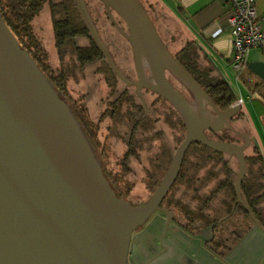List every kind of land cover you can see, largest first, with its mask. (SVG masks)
<instances>
[{
  "label": "water",
  "instance_id": "water-1",
  "mask_svg": "<svg viewBox=\"0 0 264 264\" xmlns=\"http://www.w3.org/2000/svg\"><path fill=\"white\" fill-rule=\"evenodd\" d=\"M91 35L109 64L128 84L93 26L83 0H74ZM111 17L114 11L126 24L123 33L132 46L139 82L165 98L179 113L186 134L153 194L132 204L118 197L95 159L74 116L46 81L29 53L22 49L0 13V264H131V235L160 206L174 185L187 149L199 142L214 151L235 153L239 164L234 183L254 225L264 232L254 211L241 197L246 174L243 144L208 140L203 129L229 125L240 104L219 111L203 88L177 61L160 39L140 0H99ZM144 67L148 70L144 71ZM246 67L264 80V62ZM168 71L191 94L192 101L168 80ZM130 84V83H129ZM139 84L136 91L139 93ZM201 96L219 117L218 127L199 119L192 106ZM141 97V96H140ZM264 108V101L255 98ZM97 153V152H96ZM123 196V195H122ZM165 227V228H166Z\"/></svg>",
  "mask_w": 264,
  "mask_h": 264
},
{
  "label": "rangeland",
  "instance_id": "rangeland-1",
  "mask_svg": "<svg viewBox=\"0 0 264 264\" xmlns=\"http://www.w3.org/2000/svg\"><path fill=\"white\" fill-rule=\"evenodd\" d=\"M52 1L59 2V0ZM83 1L91 22L113 62L125 77L138 82L139 77L135 67L132 46L124 35L128 33L125 23L116 13L111 11L113 21L123 34L112 22L107 9L101 2L98 0ZM59 9V6L54 7V11L57 13L56 16H59ZM165 10L164 6L157 8L158 17L155 18L154 27L157 29L159 36L160 34L162 35L163 38L160 37L161 40H168L167 34L163 32L169 31L170 33L172 32L170 41H175V34H179L180 30L174 19ZM83 21L85 22L84 19ZM51 26V12L49 6L46 5L31 22L33 33L40 40L43 48L41 57L44 58V62L50 68V72L58 74L60 70H64L65 72L70 71L69 75L74 76L76 74L75 78L73 77V81L68 82V92L73 98L78 99L75 102L78 108L85 104L86 98L89 99V102L86 103L89 106L87 107V116L95 124L96 137L100 144L104 146L103 154L99 155V157L102 162H105L111 175L119 174V187L117 189L123 195V198L129 200L132 204L146 201L152 193L154 183L161 180L166 167L170 163L171 155L186 134L177 114L166 102L158 99L155 94L144 90L142 87L139 88V95L136 91L137 85L126 84L113 69L112 65L106 62L107 58L105 55L102 60L103 64L100 61V63L98 62L84 71L81 70L77 74L78 69L77 67L74 68L70 55H64L62 59L58 57L52 40ZM228 60L227 58L218 60L216 62L217 69L221 78L225 79L232 91H234L233 94L235 93L238 99H242L243 112L253 124L255 140L247 128L246 121L241 113H237V117H235L231 126L239 130V132H245L248 136H251L246 153L262 156V162L258 160L248 161L246 173H248L254 187L258 188V192L262 196V199L255 206L264 220V131L260 129L254 115L255 111H260L262 106L256 101L246 98L240 82L244 80V73H242V70H234ZM99 66L103 71H107L108 83L104 82V80L101 81V79L98 80L97 74H93L95 68ZM109 67L112 69V74L109 71ZM166 73L170 82L181 91L187 100L191 101L192 96L188 90L169 72ZM86 91L88 94L84 98L82 95ZM120 92L125 94L121 98L122 104L115 115L112 117L105 114L100 115V110L104 106H108L109 100L115 99ZM80 100L82 103L78 102ZM126 112H130L134 117L140 116L144 118L143 121L139 122V126L133 136L135 154L128 156L125 155L127 147L125 140L128 139L127 133L129 130ZM164 114L169 116L167 125L163 121ZM232 135L239 137L235 134ZM93 139L95 150L98 152L99 146L94 137ZM208 152L198 145L190 147L186 153L185 167L182 174L176 184L170 189L163 206L170 208L172 214H175V217L180 222H190L188 218L191 217L192 223L190 226L183 228L171 221L166 227V218L163 213L160 211L153 212L143 224L132 232L128 252V260L131 264H226L225 261L231 262V256L228 257L226 255L224 259L214 257L206 249L205 241L210 239L213 232L211 229L206 230L205 227H202L203 222L200 219V213L207 215L208 220L218 219L217 224L220 223V225L214 233L216 242L220 244H231L240 235H242L240 239H264L261 233H257L260 235L257 237L246 231L250 227L251 230L254 229L250 215H247L237 205L235 192L231 197L228 193V186L223 185L220 187L223 179L227 178L234 188L239 169L238 160L235 158L229 159L228 164L232 172L228 174L223 160H219L215 155H208ZM223 158L225 159L227 156L225 155ZM233 188L232 190L234 191ZM176 202H180L181 207L183 206L186 209L181 211L180 206ZM239 204L243 207L241 203ZM210 244L213 245L212 243ZM261 245H264V243H261ZM245 247H241L240 250ZM261 249L262 247L260 246L257 248V256L254 259H260ZM220 250H225V248H220ZM233 256H237L236 251H234ZM250 261L252 260L244 259L238 264H248ZM251 263L254 264L253 261Z\"/></svg>",
  "mask_w": 264,
  "mask_h": 264
},
{
  "label": "trees",
  "instance_id": "trees-1",
  "mask_svg": "<svg viewBox=\"0 0 264 264\" xmlns=\"http://www.w3.org/2000/svg\"><path fill=\"white\" fill-rule=\"evenodd\" d=\"M140 2L145 8L149 19L154 25L155 18L158 17L157 8H161V7H159L158 5L154 3H150L147 1L140 0ZM46 5L49 6L50 12H51L52 40L54 43V47L57 51L58 57L62 59L64 55H67V54L70 55L71 62L74 64L73 65L74 68L77 67L78 69V72H76L77 74L81 72V70L84 71L87 68H90V66H93L98 62L100 63V61L103 64L102 62V60L104 59L103 51L99 47V45L96 43L94 38L90 35L88 27L83 21L80 15V12L74 6L75 5L74 0H67V1L59 0V2H54L52 0H0V13L6 25L16 37L20 47L29 53L32 60L36 63L41 74L44 76L46 81L51 85L54 91L59 95V97L64 101V103L66 104V106L68 107L72 115L74 116L81 132L83 133L85 139L87 140L93 152L95 159L97 160L99 166L101 167V170L105 178L107 179L108 183L114 190L115 194L118 197L123 198V196L117 189V187H119L118 186L119 174L116 173V174L111 175L107 170L108 168L105 165V162H102L101 158L99 157V155L103 154L104 146L103 144H100L99 140L96 137L95 124H93L92 119H90L87 116L88 115L87 107L89 106L86 103L89 102V99L86 98L85 104L79 106L78 108V106L75 105V102L78 99L73 98L72 95L69 94L68 92V88H67L68 82L73 81V77L75 78L76 74L72 76V75H69L70 71L65 72L64 70H60L58 74H55L56 72H52V71L51 73L49 70L50 68L44 62V58L41 57L43 48L41 46L40 40L37 39V37L33 33V30L31 28V22L40 13L43 7ZM56 6L60 7L59 12H58L59 16H56L57 13H55L54 11V7ZM164 14L168 16L165 12ZM171 34L172 32L169 33L168 36L171 37ZM160 37L163 38L161 34H160ZM162 41L167 46L168 50L172 53V55L177 59V61L187 70L188 73H190V75L193 76V78L197 81V83L205 90L207 89L206 92L208 93L209 97L211 98V101L215 104V106L217 107L219 111L225 110L237 100L235 95L233 94L232 89L228 85V83L224 79H222L217 72L211 69L212 66H210V64L206 65V63L203 62L202 58L204 56L202 57L201 55H199L196 46H194L191 42L189 43L186 42L176 52L173 47L174 41H170V38L167 41L162 39ZM106 65L108 64L106 63ZM109 71L112 74V69L110 67H109ZM93 74H97L98 80L101 79V81L104 80V82L106 83L109 82L107 71L106 70L103 71V69L100 66L95 68ZM70 86H71V83H70ZM148 91L155 94L158 99L166 102L173 109V111L177 114L182 124V128L185 129V124L182 120V117L177 112V110L165 98L160 96L158 93L152 91L151 89L150 90L148 89ZM87 94L88 92L86 91L82 96L85 98L87 97ZM124 94H125L124 92H120L115 97V99H112L111 101L109 100L108 106H104V108L101 107L102 109L100 110V115L105 114V115H109L110 117L114 116L117 110L119 109L120 105L122 104L121 98L124 97L123 96ZM78 102L82 103L81 100ZM139 111H140V108H139ZM234 117H237V114ZM143 119L144 118L140 116L134 117L130 112H126V120L128 121V124H129V130L127 133L128 139L125 140V144L127 146L126 153H125L126 156L135 154V150L133 149V147H135L133 136H134L136 129L139 126V122L143 121ZM163 119H164L163 121L166 122L165 124L167 125V122L169 119L168 114H164ZM93 137L95 138L96 143L99 146V151L97 153L95 150V144H94ZM193 145L195 146L198 145L205 151H209L208 155H211V156L215 155L217 156L219 160H223V164L226 167L228 174L232 172L231 168L229 167L228 162H229V159H232V158H235L237 160L235 156H233L232 154L230 155L224 151H214L211 148L204 146L203 144L199 142H194L190 147H192ZM225 155L227 156V158L224 159L223 157H225ZM245 159H246V164L248 163V161L253 162L254 160H258L262 162L263 160L262 156L250 155L249 153H246V150H245ZM185 161H186V154L184 156L182 166L180 168L176 181L179 179L180 175L182 174V171L185 167ZM168 166L166 167V170ZM176 181L174 184H176ZM159 182L154 183V187L152 189V193L150 194V196L153 194V192L157 188ZM231 184L229 182V179L225 178V180L223 179V181L221 182L220 187H222L223 185L228 186L229 187L228 193L232 197V195L235 194L234 193L235 191L232 190L233 187L231 186ZM168 193L164 197L160 206L165 205L164 202L168 197ZM241 193H242V197L244 196L243 198L244 201L251 207L258 221L264 226V220L261 218L255 206L262 199V196L261 194H259L258 188L254 187L253 183L251 182V179L248 176V173L245 174L241 182ZM176 204L180 206L181 211L186 209L183 206L181 207L180 202H176ZM237 205H239L240 208L248 215L244 207H242L239 203H237ZM168 209L169 211H172L170 208ZM207 217H208L207 215L200 213V219L203 222L202 227H205L206 230L211 229V231L214 233V231L220 225V223L217 224V221H218L217 218L208 220ZM173 219L175 223L179 224L183 228L189 227L190 224L192 223L191 217L188 218L190 222H186V223L180 222L175 217V214L173 215ZM212 242L213 243L216 242L215 235H213L212 237Z\"/></svg>",
  "mask_w": 264,
  "mask_h": 264
},
{
  "label": "crops",
  "instance_id": "crops-1",
  "mask_svg": "<svg viewBox=\"0 0 264 264\" xmlns=\"http://www.w3.org/2000/svg\"><path fill=\"white\" fill-rule=\"evenodd\" d=\"M144 1L154 3L159 7L164 6V8L166 9L165 11L174 19L177 27L180 30L179 34H175V41L173 42V47L176 52L183 46V44H185L186 42H191L194 46H196L199 55H201L202 57L204 56L202 58L203 62L206 63V65L210 64V66H212L211 69L217 72L219 75L220 73L218 72L216 64L218 60H224L225 58H227V60L229 59V64H231V36L229 33V28L225 22V19L230 12V6L226 2V0ZM255 3L258 15L260 17H264V0H255ZM262 27L264 28V21L262 22ZM217 28L221 29L219 33L216 35H212V33ZM168 32L169 31H164L163 33L167 34V38L169 39L170 37L168 35L170 32ZM251 61L264 62V49L250 50L246 57V65ZM242 73H244V80L240 82L242 83L243 93L245 94L246 98H250L251 100L256 101L260 104V102H258L255 98L258 97L264 101V80L251 72L247 67H244L242 69ZM235 97L236 99H238L236 95ZM237 113L242 114L246 121L247 128L253 135V138H255L253 124L250 122V120L247 119V116L244 114L242 107ZM254 115L259 123L260 129L264 131L263 106L261 107L260 111L256 110ZM252 227L256 230H251L250 227L247 228L246 231L252 233L257 237L260 236L257 233H261L264 236V232L258 229L254 225V223L252 224ZM240 238H242V235L238 236L235 242L231 244H220L219 242L213 243L212 240L210 241V239H207L205 241V246L206 249L214 257L224 259L226 255H228V257L231 256V262L229 261V263L228 261H225L226 264H238V262H241L244 259L248 261L252 260L254 264H264V245H261V243H264V239L254 238L251 240H246ZM210 243H212L213 245H211ZM246 244L247 246L245 247ZM243 246L245 248L243 250H240V248H243ZM259 246L262 247L260 259H254L257 256V248ZM220 248H225V250H220ZM234 251H236L237 253L236 257L233 256ZM252 261H250L248 264H252Z\"/></svg>",
  "mask_w": 264,
  "mask_h": 264
},
{
  "label": "built area",
  "instance_id": "built-area-1",
  "mask_svg": "<svg viewBox=\"0 0 264 264\" xmlns=\"http://www.w3.org/2000/svg\"><path fill=\"white\" fill-rule=\"evenodd\" d=\"M230 6L229 15L225 22L231 36V58L230 63L234 70L240 71L246 67V57L252 49H264V28L256 10L255 0H226ZM217 28L212 35L219 33ZM240 104L242 100L237 99L232 105Z\"/></svg>",
  "mask_w": 264,
  "mask_h": 264
},
{
  "label": "flooded vegetation",
  "instance_id": "flooded-vegetation-1",
  "mask_svg": "<svg viewBox=\"0 0 264 264\" xmlns=\"http://www.w3.org/2000/svg\"><path fill=\"white\" fill-rule=\"evenodd\" d=\"M76 4V3H75ZM76 7V5H74ZM77 8V7H76ZM79 11V10H78ZM122 20V19H121ZM123 21V20H122ZM124 22V21H123ZM126 25V24H125ZM100 47V46H99ZM101 48V47H100ZM144 71L146 72L147 71V74L148 75V70L146 67H144ZM167 76V75H166ZM168 78V76H167ZM169 80V79H168ZM170 81V80H169ZM149 82V79L148 78H143L142 81H138L137 85L139 84L140 88L142 87L144 90H147L148 91V87H145V85L143 84H146ZM131 85L134 84L132 82H129ZM128 83V84H129ZM173 84V83H172ZM174 85V84H173ZM126 89V88H125ZM124 89V91H125ZM178 89V88H177ZM179 90V89H178ZM203 90L205 91V93L207 94V96L209 97L208 93L206 92L207 89L205 90L203 88ZM180 91V90H179ZM181 92V91H180ZM198 101L193 104L192 106V111L194 113V115L196 117H198L199 119H203V120H206V121H209L211 124H213V126H216L218 127L219 124H220V120H219V117H216L215 116V112L214 110L211 108V106H209L208 104L206 105V111L203 109V104L205 103V100L201 97V96H198ZM210 98V97H209ZM211 99V98H210ZM189 101V100H188ZM192 101V100H191ZM235 119V117L233 116L232 118L228 119V126L227 125H223L221 129L219 130H212V129H208V128H204L203 129V133L205 135V137L208 139V140H214V141H218V142H226V143H236V144H243L244 142H246L247 139H249L245 133L243 132H239V130L233 128L231 126V123L233 122V120ZM185 131H186V128H185ZM232 134H235V135H238L239 137H234ZM213 136V138H211ZM241 138V139H240ZM255 140V138H253ZM194 143V142H193ZM191 143L190 146L193 144ZM247 146L249 145V141H247ZM202 144V143H201ZM204 145V144H203ZM189 146V148H190ZM206 146V145H204ZM247 146L244 148V156H245V150L247 149ZM189 148L187 149V151L189 150ZM186 151V153H187ZM185 153V154H186ZM233 156H235L237 158V155L235 153H232ZM172 156V155H171ZM101 168V167H100ZM103 173V172H102ZM104 175V174H103ZM163 207V206H161ZM165 208V207H163ZM161 212V211H160ZM163 213V216L166 218V214L164 212H161ZM171 221H174L173 217H172V220ZM213 235H215V233H212V236L210 237V241L212 240V237Z\"/></svg>",
  "mask_w": 264,
  "mask_h": 264
}]
</instances>
